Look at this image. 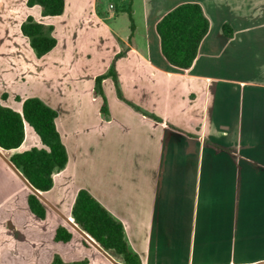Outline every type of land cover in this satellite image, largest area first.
Instances as JSON below:
<instances>
[{
  "label": "rangeland",
  "instance_id": "rangeland-1",
  "mask_svg": "<svg viewBox=\"0 0 264 264\" xmlns=\"http://www.w3.org/2000/svg\"><path fill=\"white\" fill-rule=\"evenodd\" d=\"M131 1L136 26L132 42L139 51H144L150 34L147 30L151 29L157 38L150 20L161 17L176 2ZM25 2L0 0V94L7 93L2 103L19 108L18 98L36 96L55 109L69 157L66 167L54 174L52 187L39 191L30 185L20 169L8 162L13 151L38 144L32 128L25 126L24 140L16 150L0 148V264H50L54 254L67 263L87 259L88 264H123L121 256L111 250L84 244L80 228L74 226L70 215L72 201L80 187L88 189L112 215L123 221L130 249L139 254L143 264H264V230L260 231L264 227L261 202L264 189L254 187L249 195V215H242L244 211L240 208L236 216L255 219L249 227L254 230L253 238L244 240L248 242L237 250L239 255L233 254L236 253L234 246L230 248L233 244L224 241L221 254L216 251L217 246L209 247L214 238L210 236L216 231L218 197L213 195L206 201L200 187L182 180L175 181V188L168 191L169 196L165 195L166 184L174 187L168 181L173 178L168 165L171 161L166 159L165 153H159V141L148 136L146 129L133 121L122 120L118 110L121 102L110 78L103 81V91L114 122L104 128L88 127L97 117V101L89 94L93 77L108 70L114 54L120 50L126 54L129 48L121 41L124 39L122 31L130 30L127 12H122L129 0H96L95 11L105 9L100 11L101 15L108 14V8L118 13L112 19L96 20L90 26L85 18L87 9L91 10V0H68V11L71 9L72 14L67 20L44 17L39 7L30 8ZM146 7L156 8L153 16L145 14ZM28 14L45 25L55 26L50 33L59 40L57 48L39 59L19 29ZM156 48L159 52L158 41ZM122 66L124 63L119 68ZM120 83L130 99L150 104L149 95L144 90H136L129 78L122 76ZM210 102L211 98L202 118L205 128H194L197 135L209 133ZM206 146L222 152L220 162L224 168L235 166L234 146H225L231 152ZM261 155L260 152L255 159L256 173L248 177L255 176L256 182L264 183ZM237 177L241 180L242 176ZM30 192H36L45 205L43 219L28 208L26 196ZM59 224L72 231L70 241L53 240L54 228ZM196 235L198 237H194ZM185 237H192L189 240L193 242L198 239V242L192 244Z\"/></svg>",
  "mask_w": 264,
  "mask_h": 264
},
{
  "label": "crops",
  "instance_id": "crops-1",
  "mask_svg": "<svg viewBox=\"0 0 264 264\" xmlns=\"http://www.w3.org/2000/svg\"><path fill=\"white\" fill-rule=\"evenodd\" d=\"M169 1L176 2L173 6L184 1L198 2L210 21L209 30L199 46L192 66L181 69L170 65L162 56L160 49L158 52L156 48L157 41L159 47L158 35L156 38L151 29L147 30V34H150L146 38L145 50L139 51L132 42L133 32L136 29L134 24L132 33L131 30L122 31L124 39L121 41L129 48L127 53L115 63L118 87L122 96L141 110L160 116L171 125L198 137H188L182 131L169 128L136 111L117 97L121 102L118 110L122 120L141 125L148 131V136L152 135L156 138L159 141V153H165L166 159L171 161L168 165L170 164L171 172L169 173L173 178H168V181L174 184V187L166 184V196H169L168 191L171 188H175V181L182 180L184 183L187 181L190 186L200 187L202 198L205 195L206 201L213 195L218 197L219 213L214 219L216 231L210 236L214 238L209 247L217 246L216 251L219 250L222 254V244L225 241L233 244L230 246V248L234 246L233 249L236 250L233 254L239 255L237 250L245 247L248 242L244 240L253 238L254 230H249V227L252 226L251 223H255V219L249 216L242 218L236 216L240 208L244 211L242 215H249V195L254 187L264 189V183L256 182L255 176L248 177L256 173L255 159L260 152L264 168V0ZM169 1L160 0L159 2L165 4ZM64 2L65 8L62 14L45 17L69 19L72 10L68 11V0ZM95 3L96 0H91V10L87 9L85 18L87 25H93L96 20L105 22L107 19L116 17L118 12H111L109 8L106 9L108 14L101 15L105 9H99L101 12L97 9L99 12H96ZM122 12H125V9H122ZM144 12L153 16L156 8L146 7ZM82 14L86 15V12ZM160 18L150 20V26L154 30ZM146 22H148L147 19ZM223 22H229L233 27L232 37L223 35L221 31ZM130 33L131 37H129ZM121 63H124L122 70L119 68ZM122 76L129 78L136 90H144V93L149 95L150 104L146 102L143 105L126 96L121 88ZM89 80L90 78L87 77V83ZM92 88L93 84L89 94L93 100L97 101V117L88 123V127L104 128L114 121L111 119L109 107L106 116L99 113V96L94 97ZM209 98H211L209 133L205 136L201 134L200 129L205 128L202 118ZM196 126H200L198 135L194 133ZM206 137L220 145L235 147L234 167L228 169L221 165L222 152L208 148L200 139ZM192 139H194L193 142ZM238 175L243 178L239 180ZM176 176H181L182 179L177 180ZM261 202L264 204V199ZM262 230L264 227L260 229ZM185 239L193 242L189 240L192 237H185ZM195 242H198V239H195L192 244Z\"/></svg>",
  "mask_w": 264,
  "mask_h": 264
},
{
  "label": "trees",
  "instance_id": "trees-1",
  "mask_svg": "<svg viewBox=\"0 0 264 264\" xmlns=\"http://www.w3.org/2000/svg\"><path fill=\"white\" fill-rule=\"evenodd\" d=\"M25 3L28 7L39 6L40 14L44 17L60 15L65 8L64 0H26ZM125 11L132 33L134 22L131 0L125 7ZM209 26L210 21L198 2L184 1L176 4L166 11L155 24L162 56L170 65L181 69L190 68ZM53 28V25H45L31 14H28L19 24L21 34L27 39L36 58L44 56L57 46L58 40L50 33ZM221 31L226 37H232L234 34L229 22L222 23ZM123 55V50L114 54L108 70L93 78L92 93L94 97L99 96V113L106 116L109 112L102 82L110 78L117 97L131 105L136 111L169 128L182 131L188 137H198L171 125L160 116L141 110L122 96L118 87L115 63ZM6 98L7 93L2 92L0 94V148L7 151L16 150L24 140L25 126H30L38 137V144L21 151H13L8 157V162L13 168L20 169L32 187L39 191H48L54 183V174L63 170L68 162L67 148L58 128V113L36 96L18 98L19 108L3 104L2 100ZM200 139L218 150L231 152L229 147L212 142L207 138ZM26 203L30 212L36 217L40 219L45 217V205L36 193H28ZM70 215L74 226L80 228L84 244L111 250L121 256L123 264H143L139 254L130 249L124 223L112 215L86 188L77 189L71 204ZM72 237V231L66 226L59 224L54 228V241L66 243ZM50 264H88V260L82 259L67 263L58 254H54Z\"/></svg>",
  "mask_w": 264,
  "mask_h": 264
},
{
  "label": "built area",
  "instance_id": "built-area-1",
  "mask_svg": "<svg viewBox=\"0 0 264 264\" xmlns=\"http://www.w3.org/2000/svg\"><path fill=\"white\" fill-rule=\"evenodd\" d=\"M109 6L111 7L112 5L110 4Z\"/></svg>",
  "mask_w": 264,
  "mask_h": 264
},
{
  "label": "water",
  "instance_id": "water-1",
  "mask_svg": "<svg viewBox=\"0 0 264 264\" xmlns=\"http://www.w3.org/2000/svg\"><path fill=\"white\" fill-rule=\"evenodd\" d=\"M33 193H36V192H33ZM38 195V194H37ZM39 196V195H38Z\"/></svg>",
  "mask_w": 264,
  "mask_h": 264
}]
</instances>
